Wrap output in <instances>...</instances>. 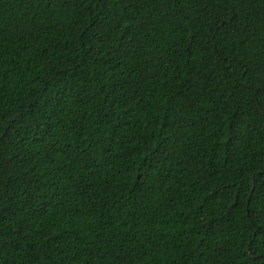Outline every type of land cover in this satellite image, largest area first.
Masks as SVG:
<instances>
[{
  "label": "trees",
  "instance_id": "trees-1",
  "mask_svg": "<svg viewBox=\"0 0 264 264\" xmlns=\"http://www.w3.org/2000/svg\"><path fill=\"white\" fill-rule=\"evenodd\" d=\"M0 264H264V0H0Z\"/></svg>",
  "mask_w": 264,
  "mask_h": 264
}]
</instances>
